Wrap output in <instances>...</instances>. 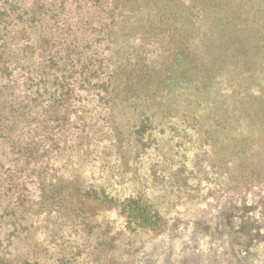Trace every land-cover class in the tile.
I'll return each instance as SVG.
<instances>
[{
	"label": "rangeland",
	"instance_id": "1",
	"mask_svg": "<svg viewBox=\"0 0 264 264\" xmlns=\"http://www.w3.org/2000/svg\"><path fill=\"white\" fill-rule=\"evenodd\" d=\"M0 264H264V0H0Z\"/></svg>",
	"mask_w": 264,
	"mask_h": 264
},
{
	"label": "trees",
	"instance_id": "2",
	"mask_svg": "<svg viewBox=\"0 0 264 264\" xmlns=\"http://www.w3.org/2000/svg\"><path fill=\"white\" fill-rule=\"evenodd\" d=\"M148 118V117H147ZM139 137V136H138ZM101 194V195H100ZM100 194H95V197L93 198L92 202L94 201V199H98L100 198V201L102 202L104 199H107V195L104 196V192L103 190L100 191ZM98 195H100L98 197ZM90 196V195H89ZM109 198V197H108ZM112 200V198H110V201ZM134 204L137 203V201L132 202ZM148 210L147 209H142L140 207H138V205H135L133 208H131V214L129 216H127V225L130 226L129 224L133 225L136 228H142L144 225L147 224V217H148ZM155 216V215H153ZM152 216V217H153ZM152 222V221H151ZM156 225V224H155ZM149 228V227H148Z\"/></svg>",
	"mask_w": 264,
	"mask_h": 264
}]
</instances>
